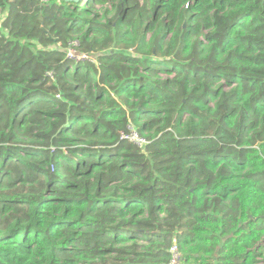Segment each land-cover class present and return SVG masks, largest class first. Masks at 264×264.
I'll list each match as a JSON object with an SVG mask.
<instances>
[{"label":"trees","instance_id":"obj_1","mask_svg":"<svg viewBox=\"0 0 264 264\" xmlns=\"http://www.w3.org/2000/svg\"><path fill=\"white\" fill-rule=\"evenodd\" d=\"M106 1L0 0V264H257L264 0Z\"/></svg>","mask_w":264,"mask_h":264},{"label":"built area","instance_id":"obj_2","mask_svg":"<svg viewBox=\"0 0 264 264\" xmlns=\"http://www.w3.org/2000/svg\"><path fill=\"white\" fill-rule=\"evenodd\" d=\"M2 18V17H1ZM2 22L0 21V24ZM79 44L78 41L73 42L72 47L68 50V55L70 58L75 59V60H81L88 58V54H82L80 52H77L76 46ZM122 138L124 139H129L131 141L136 142L139 146H145L147 144V139L145 137H142L135 128L130 127V132L129 133H123ZM172 252V259L168 264H181L182 260V254L179 250V247L177 245H174L171 248Z\"/></svg>","mask_w":264,"mask_h":264},{"label":"rangeland","instance_id":"obj_3","mask_svg":"<svg viewBox=\"0 0 264 264\" xmlns=\"http://www.w3.org/2000/svg\"><path fill=\"white\" fill-rule=\"evenodd\" d=\"M119 0H107L105 4H99L97 5L98 11L97 13L101 16L102 19H106L112 17L115 12L117 11V5H118ZM141 4L143 3V0H140ZM85 2H83L84 4ZM0 17L4 18V14H0ZM151 33L148 34L150 37ZM264 247V239L259 243ZM262 247V248H263ZM264 251V248H263ZM258 263L257 264H264V257H259L258 258Z\"/></svg>","mask_w":264,"mask_h":264},{"label":"water","instance_id":"obj_4","mask_svg":"<svg viewBox=\"0 0 264 264\" xmlns=\"http://www.w3.org/2000/svg\"><path fill=\"white\" fill-rule=\"evenodd\" d=\"M66 2H70V3H81L83 0H64Z\"/></svg>","mask_w":264,"mask_h":264}]
</instances>
